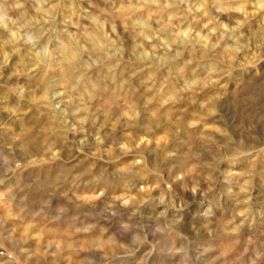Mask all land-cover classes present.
<instances>
[{"label": "clouds", "instance_id": "9594fccd", "mask_svg": "<svg viewBox=\"0 0 264 264\" xmlns=\"http://www.w3.org/2000/svg\"><path fill=\"white\" fill-rule=\"evenodd\" d=\"M0 264H264V0H0Z\"/></svg>", "mask_w": 264, "mask_h": 264}]
</instances>
